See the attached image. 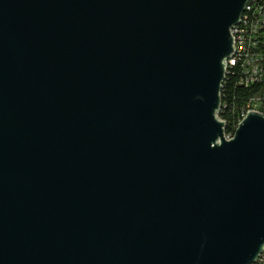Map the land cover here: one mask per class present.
<instances>
[{
  "label": "water",
  "instance_id": "95a60500",
  "mask_svg": "<svg viewBox=\"0 0 264 264\" xmlns=\"http://www.w3.org/2000/svg\"><path fill=\"white\" fill-rule=\"evenodd\" d=\"M250 0H0V264H256L264 114L220 119Z\"/></svg>",
  "mask_w": 264,
  "mask_h": 264
},
{
  "label": "built area",
  "instance_id": "2783aa9c",
  "mask_svg": "<svg viewBox=\"0 0 264 264\" xmlns=\"http://www.w3.org/2000/svg\"><path fill=\"white\" fill-rule=\"evenodd\" d=\"M255 4L254 13H247V6L240 24L232 30L236 53L228 61V71L239 65L242 71V83L246 86H264V0H251ZM249 111L264 114V101L260 97L252 98ZM247 111L242 117H245ZM222 112V111H221ZM221 117V116H220ZM226 123V122H225ZM240 123V122H239ZM229 135V134H228ZM264 260L260 257V261Z\"/></svg>",
  "mask_w": 264,
  "mask_h": 264
},
{
  "label": "trees",
  "instance_id": "16d2710c",
  "mask_svg": "<svg viewBox=\"0 0 264 264\" xmlns=\"http://www.w3.org/2000/svg\"><path fill=\"white\" fill-rule=\"evenodd\" d=\"M247 13H254L255 4H249ZM252 10V11H251ZM242 71L239 65L231 68L222 89V112L220 119L226 122V136L233 137L242 121L243 115L250 110L252 98L260 97L264 101V86H246L242 82ZM229 134V135H228ZM263 257V255L261 256ZM256 264H264V260Z\"/></svg>",
  "mask_w": 264,
  "mask_h": 264
},
{
  "label": "bare ground",
  "instance_id": "6f19581e",
  "mask_svg": "<svg viewBox=\"0 0 264 264\" xmlns=\"http://www.w3.org/2000/svg\"><path fill=\"white\" fill-rule=\"evenodd\" d=\"M251 1V0H250ZM250 3V2H249ZM249 3H248V5H247V11H249V9L251 8L250 6H249ZM250 7V8H249ZM252 11V10H251ZM243 16H244V13H243V15H242V17L241 18H243ZM244 118V117H243ZM243 120V119H242ZM241 123V122H240ZM239 123V124H240ZM238 128V127H237ZM237 130V129H236ZM236 132V131H235ZM235 134V133H234ZM227 137V136H226ZM228 139H230V138H232V137H227ZM264 254V253H263Z\"/></svg>",
  "mask_w": 264,
  "mask_h": 264
}]
</instances>
